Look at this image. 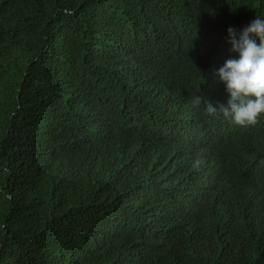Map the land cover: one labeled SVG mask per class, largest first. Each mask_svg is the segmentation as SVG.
<instances>
[{"label":"trees","instance_id":"16d2710c","mask_svg":"<svg viewBox=\"0 0 264 264\" xmlns=\"http://www.w3.org/2000/svg\"><path fill=\"white\" fill-rule=\"evenodd\" d=\"M257 16L0 0V264H264V115L204 114L230 98L228 28Z\"/></svg>","mask_w":264,"mask_h":264},{"label":"clouds","instance_id":"9594fccd","mask_svg":"<svg viewBox=\"0 0 264 264\" xmlns=\"http://www.w3.org/2000/svg\"><path fill=\"white\" fill-rule=\"evenodd\" d=\"M228 37L231 51L238 53L239 58L227 59L215 75L225 85L230 98L227 105L218 107L206 100L204 114H222L225 120L237 126L254 125L264 115V19L257 16L239 33L229 27ZM202 100L203 97L197 95L192 97L191 103L196 107ZM200 164L197 158L193 167Z\"/></svg>","mask_w":264,"mask_h":264}]
</instances>
